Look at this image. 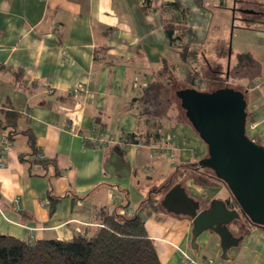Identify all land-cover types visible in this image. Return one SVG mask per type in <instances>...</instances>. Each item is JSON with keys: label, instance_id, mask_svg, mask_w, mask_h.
Segmentation results:
<instances>
[{"label": "crops", "instance_id": "obj_1", "mask_svg": "<svg viewBox=\"0 0 264 264\" xmlns=\"http://www.w3.org/2000/svg\"><path fill=\"white\" fill-rule=\"evenodd\" d=\"M173 1L188 8L186 20L168 6ZM231 2L0 0V118L6 124L7 110L18 114L9 166L0 168V234L69 240L101 226L102 209L118 208L131 216L140 213L163 264H264V226L245 216L230 225L241 240L223 253L221 237L212 230L193 243L190 216L169 212L161 203L152 212L140 210L157 188L177 183L200 201L201 210L215 198L233 201L224 183L198 168L209 147L190 122L173 118L169 109L161 117L160 138L151 144L123 142L130 133L156 136L159 125L141 116L142 96L150 81L166 74L165 67L174 64V74L183 79L180 68L196 69L204 58L198 47L215 54L219 46L216 55L224 56L238 19L237 1ZM252 15L253 24L240 28L249 29L244 33L255 51L242 48L235 55L233 50L228 71L232 56L239 62V55L248 54L256 64V70L247 65L251 73L243 76L250 82L247 132L264 145V13ZM168 20L186 27L185 59L170 43ZM80 86L90 87L89 98ZM27 129L35 136L36 154Z\"/></svg>", "mask_w": 264, "mask_h": 264}, {"label": "water", "instance_id": "obj_2", "mask_svg": "<svg viewBox=\"0 0 264 264\" xmlns=\"http://www.w3.org/2000/svg\"><path fill=\"white\" fill-rule=\"evenodd\" d=\"M231 51L232 46L229 58ZM179 97L186 116L209 147V155L200 160V165L215 170L217 177L228 184L239 207L230 208L225 200L215 198L201 210L200 201L190 196L181 183L170 188L160 203L169 212L192 218L194 244L202 232L212 230L220 235L226 253L242 238L230 229L242 216L251 224L264 226V145L248 135L247 100L241 90L187 87L179 91Z\"/></svg>", "mask_w": 264, "mask_h": 264}, {"label": "trees", "instance_id": "obj_3", "mask_svg": "<svg viewBox=\"0 0 264 264\" xmlns=\"http://www.w3.org/2000/svg\"><path fill=\"white\" fill-rule=\"evenodd\" d=\"M236 1L238 2L239 0ZM168 6L176 10L178 17L182 16V18L179 19H187L189 10L180 1L170 2ZM170 21L172 20H168L166 24V31L170 43L174 49H177L182 59H185L189 54V46L183 41V37L187 32L186 27L180 26L177 28L175 25L170 24ZM246 21L252 23L254 20L246 19ZM177 41H179V46L176 45ZM247 65L252 66L255 70L257 69L255 62L249 60L248 54L239 55L238 66L246 67ZM165 70L166 74H162V76L167 75V77L170 78L168 80L171 82L180 81L174 74L176 70L174 64L168 65L165 67ZM196 77L198 78V76ZM155 81H157V78L148 83L142 97L144 98L148 93L149 95L152 93L150 101L153 103L155 102L157 105H164L165 102L158 100L160 98H158V89H155L157 85ZM162 85H164V83ZM184 88H187V86L176 90V96L179 99V91ZM241 91L245 93V91ZM152 96L156 98L155 101L151 100ZM168 100L170 99H166L165 101L167 102ZM146 101L148 102L149 100L146 99ZM169 103L167 102L166 105H169ZM149 105L141 109V116L146 115L148 119H153L154 122L159 125L156 136L130 133L125 135L123 139L124 143H129L131 141L138 143L142 141V143L151 144L153 138H160L162 132H164L165 126L163 124L164 122L161 121V117L165 111L158 108V110H154L153 108L149 110ZM152 110H154V112H151ZM6 114L10 120L4 124V121L0 118V129L9 130L10 138L13 141L15 132L18 130L16 128V123L12 120L14 117H17L18 114L10 110H7ZM172 117L174 118V116ZM30 130L31 129H27L24 132L29 136V144L34 150V154H36L38 149L36 147L35 136L33 131ZM255 141L259 143L258 140ZM40 159H42L40 161L45 162L44 158ZM197 165L198 168L202 167L200 163ZM213 177L229 188L228 184L224 180L218 178L215 172ZM156 199L157 198L151 196V198L143 201L140 205V210L148 209V211L152 212L157 209ZM231 204L236 208L239 207L238 201L234 195L233 201L227 203L228 206ZM123 207H128V204H124ZM101 220L102 225L96 228L92 233L77 234L69 240L40 239L36 241H24L11 235L0 234V264H163L159 258L154 240L150 237L145 221L140 217L139 212L131 216L118 208L112 213H108L102 209ZM246 221H249L248 218ZM245 228L246 226L242 227L241 231L245 232Z\"/></svg>", "mask_w": 264, "mask_h": 264}, {"label": "rangeland", "instance_id": "obj_4", "mask_svg": "<svg viewBox=\"0 0 264 264\" xmlns=\"http://www.w3.org/2000/svg\"><path fill=\"white\" fill-rule=\"evenodd\" d=\"M142 1V0H141ZM232 0H229V3L231 4ZM149 2V0H148ZM143 3V2H142ZM148 6V5H147ZM243 9H252L253 11H262L264 13V0H239L237 2V5H235V14H236V19L235 22L233 23V25L235 26L233 28V31L231 33L232 35V44L229 43V45H224V51H223V55L222 57H218V55H216L218 53L217 49L219 48V46L216 47L215 50V54H213V51L211 49H207L206 51H204V49H201L200 47H198V51L199 53H201L204 58H200L197 62L196 65V69H194V67L188 66V65H184V67L180 68L181 74L183 76V79L181 77H179V75H175L176 78H179L180 81H170L167 77V75L165 76H157V81H155L157 84L155 86V89H158V100L165 102L164 105L160 104L157 105L155 102H151L150 101V97L151 94L149 95V93L144 96L145 99V104L150 103L148 109L151 110L152 108L154 110H163L166 113L168 112V110H171V114L174 116V118L178 119V121H188V118L186 117L185 111L184 109L181 107V101L180 99L176 96V90L181 88V87H193L196 88L198 90L201 91H215L220 87H226V86H230L233 88H237V89H241L243 91H246V89L249 87L250 82H248L247 80L244 79V75H250L251 70L247 69V67H239L238 66V60H237V56H232V64L231 67L228 71V52H229V48L230 46H232V51L231 54H233V50L235 51V55L238 52L239 49H244L245 51H255V47L256 44L254 42V40H250L249 35L247 33L244 32H248L246 28V26H251L253 24V15L250 12H244ZM258 11V12H259ZM228 13V12H227ZM251 14V15H250ZM232 20H233V15L231 16ZM246 19H250L252 20L250 22H247ZM177 28L180 27L179 24H174ZM246 25L243 28H240L241 26ZM243 32V33H242ZM240 34H244L243 38L241 39V41H239V36ZM177 46H179V43L176 44ZM210 46V45H209ZM206 59V60H205ZM197 71V72H195ZM253 71V69H252ZM196 73V74H195ZM199 74V75H198ZM198 76L200 77V79H198L199 81H195L194 83V79H196L195 77ZM160 78V79H159ZM176 80V79H175ZM178 80V79H177ZM170 81V82H169ZM164 83V85H162ZM146 99H148L149 101L147 102ZM155 97L152 96L151 100L155 101ZM166 99H170L167 102L169 103V105H166ZM148 105H143L142 109H144L146 106ZM168 106V107H167ZM158 108V109H157ZM147 109V110H148ZM154 110H152L151 112H154ZM176 116V117H175ZM164 158L168 159V157L166 155H164ZM202 169L206 170L207 172H209L210 174L214 175L215 170L213 168L210 167H201ZM177 176H175L173 179H175ZM178 179V178H177ZM170 177L169 178H163L162 183H156V186L154 187H159L161 185H163L164 183H168L170 181ZM174 186V184L169 187L172 188ZM168 189V188H166ZM161 190L158 191V188L155 190L154 194H152L153 198H157L156 202H157V208L160 205V201L162 200V198L164 197L165 193L167 192V190ZM168 189V190H169ZM246 218V217H244ZM240 220V219H239ZM238 220V221H239ZM247 220V218H246ZM242 222V221H240ZM247 222V221H246ZM248 223H250L248 221ZM251 224V223H250Z\"/></svg>", "mask_w": 264, "mask_h": 264}, {"label": "built area", "instance_id": "obj_5", "mask_svg": "<svg viewBox=\"0 0 264 264\" xmlns=\"http://www.w3.org/2000/svg\"><path fill=\"white\" fill-rule=\"evenodd\" d=\"M142 2H143V5L145 6L149 4L148 0H142ZM178 43L179 41H177L176 44ZM79 89L86 95L87 98H89V95L91 93L89 86H80ZM93 127L96 128V123ZM94 143H95L94 144L95 146H98L101 143V141L100 140L95 141ZM138 143H142V141ZM12 145H13V141L10 138L9 130L0 129V168H7L9 166L8 159H9V155L12 149ZM38 156L39 158H44V155L42 154H39Z\"/></svg>", "mask_w": 264, "mask_h": 264}, {"label": "flooded vegetation", "instance_id": "obj_6", "mask_svg": "<svg viewBox=\"0 0 264 264\" xmlns=\"http://www.w3.org/2000/svg\"><path fill=\"white\" fill-rule=\"evenodd\" d=\"M258 11H259V10H258ZM258 11L255 10V11H253L252 13L255 14V13H257ZM259 12H262V11H259Z\"/></svg>", "mask_w": 264, "mask_h": 264}]
</instances>
